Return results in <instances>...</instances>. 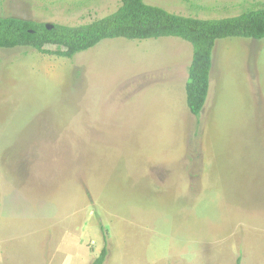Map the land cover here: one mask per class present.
<instances>
[{
	"label": "rangeland",
	"instance_id": "obj_1",
	"mask_svg": "<svg viewBox=\"0 0 264 264\" xmlns=\"http://www.w3.org/2000/svg\"><path fill=\"white\" fill-rule=\"evenodd\" d=\"M204 19L264 0H146ZM122 0H0L79 25ZM257 4V5H256ZM192 44L111 38L59 57L0 48V264H264V39L216 42L199 116Z\"/></svg>",
	"mask_w": 264,
	"mask_h": 264
},
{
	"label": "trees",
	"instance_id": "obj_2",
	"mask_svg": "<svg viewBox=\"0 0 264 264\" xmlns=\"http://www.w3.org/2000/svg\"><path fill=\"white\" fill-rule=\"evenodd\" d=\"M257 5V4H256ZM177 36L193 46V58L186 83L187 105L199 116L210 89L213 51L217 40L228 37L264 39V3L235 16L204 19L168 11L146 0H122L112 13L90 23L67 25L46 23L19 17H0V48L33 47L44 54L73 57L111 38L146 39ZM105 245L93 264H104L108 253V235L103 230ZM236 264H242L239 255Z\"/></svg>",
	"mask_w": 264,
	"mask_h": 264
},
{
	"label": "water",
	"instance_id": "obj_3",
	"mask_svg": "<svg viewBox=\"0 0 264 264\" xmlns=\"http://www.w3.org/2000/svg\"><path fill=\"white\" fill-rule=\"evenodd\" d=\"M46 26H47L48 28H52V27H53V24L46 23Z\"/></svg>",
	"mask_w": 264,
	"mask_h": 264
}]
</instances>
